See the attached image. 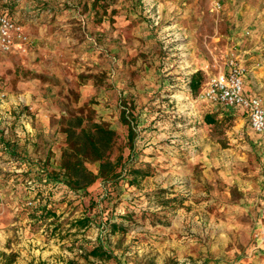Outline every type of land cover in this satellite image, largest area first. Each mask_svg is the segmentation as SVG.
I'll use <instances>...</instances> for the list:
<instances>
[{
    "label": "rangeland",
    "instance_id": "374dc122",
    "mask_svg": "<svg viewBox=\"0 0 264 264\" xmlns=\"http://www.w3.org/2000/svg\"><path fill=\"white\" fill-rule=\"evenodd\" d=\"M214 1L0 0V14L9 10L33 27L25 29V48L0 55V93H6L0 111L11 106L12 81H29L33 102L45 104L56 128L36 141L27 134L25 144H39L50 157L62 155V128L74 114L89 112L117 131L113 158L125 156L122 178L108 190L98 181L64 202V191H58L49 205L61 211L54 226H62L40 231L49 239L48 254L27 264H264L259 134L246 122L239 125L241 115L231 108L199 99L233 53L250 71L243 54L253 32L231 21L243 0L240 6L218 0L220 10ZM198 71L203 80L195 92L191 80ZM23 98L16 109L26 119L35 107ZM123 110L135 120L132 149ZM15 114L0 120V134L23 125L13 123ZM8 160L0 163L1 174L9 170ZM89 167L98 171L99 163ZM135 168L149 173L136 175ZM34 177L23 180L30 197L21 199L36 205L28 184ZM1 202L0 222L15 221L6 198ZM88 211L100 227L71 230L70 223ZM109 220L121 230L113 233ZM100 243L114 258L87 254Z\"/></svg>",
    "mask_w": 264,
    "mask_h": 264
},
{
    "label": "crops",
    "instance_id": "0c3cea01",
    "mask_svg": "<svg viewBox=\"0 0 264 264\" xmlns=\"http://www.w3.org/2000/svg\"><path fill=\"white\" fill-rule=\"evenodd\" d=\"M240 0L233 1V5L239 4ZM214 3V2H213ZM240 6V4H239ZM237 11V14H232L233 18L231 19L232 23L237 26H240L242 30H248L251 28L253 35L251 37V43L245 47L244 56L247 60L248 67H250L249 74L245 79V93L249 95H255L262 97L264 99V0H243L241 6ZM2 13L8 14L13 19L20 21L19 14L18 17L12 14L9 10ZM1 13V14H2ZM235 15V16H234ZM25 29L32 32L31 24H25ZM233 24V25H234ZM46 26H42L43 33L46 31ZM238 28V27H237ZM9 53L0 52V55H7ZM32 82L28 81H12L8 89L10 90L9 94V106L7 111H0V120L12 116L13 110L18 117V120L14 121L16 125L18 123L20 126H13L10 128L9 132L1 131L0 134V163L2 160L10 159V155L2 151V144L10 142L12 143V149L15 154H19L30 160L33 164H47L51 169H59L61 162V155H56L55 157H50L40 149V145H26V136L31 133V136H35V141L37 136L42 132L51 131L55 133V127L50 122V114L47 113L44 103H36L34 101V91L28 89V85ZM21 96L24 97L26 101L32 102L35 110L31 115L27 116L25 119L23 114H18L17 112V101L21 99ZM15 104V106L13 105ZM11 107L12 110H11ZM230 112L233 111L241 116L237 117V123L243 125L249 123L245 112L240 108H231L228 109ZM234 113V114H235ZM55 128V129H54ZM252 128V127H251ZM241 129V127H240ZM253 129V128H252ZM254 130V129H253ZM248 133L251 134L252 131L248 129ZM255 131V130H254ZM256 132V131H255ZM259 134V133H258ZM42 135V134H41ZM9 137H12V140H8ZM252 139H258L256 136H251ZM255 137V138H254ZM260 141L259 144L263 148L264 137L259 134ZM56 146H53V150ZM23 151V152H22ZM42 159L44 161L39 160ZM2 159V160H1ZM54 159H57L54 161ZM11 160H8L9 170L3 169L4 173H0V205H2L1 200L6 198L12 214L16 215V220H6L0 222V264H27L30 260L36 259L40 260L41 257H44L48 254L45 246L48 245L47 241L49 239L40 233L44 231L46 226L39 227L36 226L35 222L29 217V215L23 209V201L21 196H28V191L26 186L23 185V180L29 176L36 175L37 167L27 166V165H13ZM51 166V167H50ZM1 167V166H0ZM7 171V172H6ZM25 191V192H24ZM30 197V196H28ZM7 212V211H6ZM58 211V215L60 214ZM65 212V211H64ZM75 221V220H74ZM59 225V224H56ZM71 225V223H70ZM54 227L53 225H49ZM51 229V228H50ZM76 230L77 228L72 227L71 230ZM86 229L82 230L85 231ZM16 233L21 234L17 236ZM76 236V235H75ZM30 246H34L33 250H30ZM37 246V248H35Z\"/></svg>",
    "mask_w": 264,
    "mask_h": 264
},
{
    "label": "trees",
    "instance_id": "16d2710c",
    "mask_svg": "<svg viewBox=\"0 0 264 264\" xmlns=\"http://www.w3.org/2000/svg\"><path fill=\"white\" fill-rule=\"evenodd\" d=\"M202 80L203 72L198 71L193 74L191 80L193 91L198 92L202 85ZM130 115L126 110H123L121 120L124 124L128 125V136L132 149L136 137V126L134 124L135 120ZM207 119L209 123L214 122V119L208 116ZM62 131L66 134V146L61 155L59 169H51L47 165L29 162L30 160L28 161L25 157L13 152L12 143L10 142L2 144L1 148L4 153L10 155V159L19 160V165L26 163L27 166L36 165L37 167L35 179H32L37 187L35 192H33L36 195V205L30 207L28 205L29 200L24 201L23 204L26 205V213L29 214L36 226L39 227L55 223L59 208L57 206L50 207L49 203L58 194L59 190H63L65 193L64 199L61 200V202H64L69 195L89 191L92 185L98 181H101L103 187L108 190V186L117 184L123 175L122 168L124 165L122 163L125 156L121 152L116 158H113L118 134L110 125L95 120L89 112L87 114L80 112L79 114H74L67 121ZM92 162L99 163L98 171H94L89 167V163ZM133 173L136 175H146L149 172H145L141 168H135ZM88 213L89 211L71 222L72 227L77 228L81 233L82 230L91 226L100 227ZM107 225L113 233L120 231L122 228L120 224L110 220L107 222ZM61 226L62 224L54 226L53 231L59 230ZM85 251H87L89 256H93L96 259L109 260L114 258L113 251L105 248V245L102 243Z\"/></svg>",
    "mask_w": 264,
    "mask_h": 264
},
{
    "label": "built area",
    "instance_id": "2783aa9c",
    "mask_svg": "<svg viewBox=\"0 0 264 264\" xmlns=\"http://www.w3.org/2000/svg\"><path fill=\"white\" fill-rule=\"evenodd\" d=\"M214 8L220 10L221 2L214 1ZM249 34V32H248ZM29 41L25 26L6 13L0 14V52L9 53L23 49ZM247 68L241 55L233 53L226 62V68L212 77L200 92L199 99L210 104H219L226 108L242 109L251 127L264 137V99L245 93ZM6 93H0V104L5 100ZM264 149V140H263ZM264 159V155H263ZM19 165V160H12ZM23 165H27L23 163ZM31 190L36 189L33 181H28ZM28 205H35L33 200Z\"/></svg>",
    "mask_w": 264,
    "mask_h": 264
}]
</instances>
